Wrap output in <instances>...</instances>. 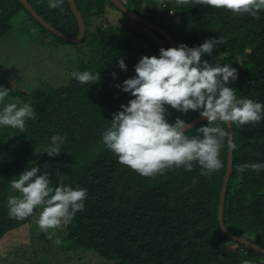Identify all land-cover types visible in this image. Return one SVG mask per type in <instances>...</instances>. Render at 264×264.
<instances>
[{"label":"trees","instance_id":"1","mask_svg":"<svg viewBox=\"0 0 264 264\" xmlns=\"http://www.w3.org/2000/svg\"><path fill=\"white\" fill-rule=\"evenodd\" d=\"M25 1L57 32L68 38L77 35L76 19L67 0L62 11L49 8L48 0ZM73 1L84 25L82 40L89 38L91 17L115 8L110 0ZM118 1L133 15L163 30L175 46L183 43L193 47L222 37L224 43L203 59L215 64L221 57V64L236 68L238 78L229 86L236 88L238 97L264 104V11L254 19L210 6H177L174 0L165 1L167 9L158 7V0ZM116 10L134 27L100 29L89 63L77 64L78 72L97 70L99 82L87 85L70 78L66 84H43L30 92L19 89L15 82L3 87L9 89L10 103H32L37 118L26 121L24 133L0 127V239L35 214L36 210L23 220L10 219L7 198L17 194L10 190V181L23 170L38 167L37 175L48 172L53 186L87 189L84 210L64 225L65 237L71 246L93 252L106 262L264 264L260 253L226 238L218 226L216 207L227 141L220 151L224 167L210 176L201 175L196 165L192 171L179 168L155 178L143 177L120 164L102 143L101 133L110 127L113 114L134 98L117 85L136 75L134 65L141 56H159L161 47H170L163 36ZM20 12L42 35L58 44H70L40 26L17 0H0V37L11 28L10 19ZM120 58L126 71L118 67ZM166 107L169 123L176 118L190 122L200 117L198 111L181 113ZM206 123L192 125L186 134L200 135L196 128ZM54 134L66 135L67 142L61 145L60 154L49 157L43 151ZM231 134L238 149L231 150L222 223L230 233L264 250V170L236 171L238 164L264 163V119L255 126L232 124ZM227 244H234L233 250L225 249Z\"/></svg>","mask_w":264,"mask_h":264},{"label":"clouds","instance_id":"2","mask_svg":"<svg viewBox=\"0 0 264 264\" xmlns=\"http://www.w3.org/2000/svg\"><path fill=\"white\" fill-rule=\"evenodd\" d=\"M63 3L64 0H48V7L62 11ZM190 3L223 9L234 16L250 15L254 19H259V13L264 11V0H174L177 6ZM157 6L168 7L165 0H158ZM32 33L38 35L36 29ZM223 43V38L217 37L193 47L183 43L161 47L159 56H141L134 65L136 75L117 85L134 98L120 105L122 110L113 114L110 127L101 133L102 143L120 164L148 178L165 176L168 171L179 168L192 171L196 165L201 175L210 176L224 167L220 151L225 142L229 150L238 149L228 129L232 124L255 126L264 119V104L238 97L236 88L229 86L238 78L236 68L221 64V57L215 64L203 59ZM118 67L127 70L122 58L118 60ZM70 78L90 85L99 82L100 74L97 70L72 71ZM8 96L9 89L0 87V104ZM166 106L181 113L198 111L207 121L196 128L200 135H187L191 125L184 119L176 118L169 123ZM36 118L32 103L16 100L5 104L0 111V127L10 126L24 133L26 121ZM66 142V135L54 134L43 152L49 157L58 155ZM248 169L260 172L264 170V163L236 166L238 173ZM38 171V167L25 169L10 181V190L17 194L7 198L8 214L10 219L23 220L40 209L38 228L50 237L84 210L87 189L65 184L53 186L49 173L37 175ZM49 229L53 232L49 233ZM61 243L57 238L55 244Z\"/></svg>","mask_w":264,"mask_h":264},{"label":"rangeland","instance_id":"3","mask_svg":"<svg viewBox=\"0 0 264 264\" xmlns=\"http://www.w3.org/2000/svg\"><path fill=\"white\" fill-rule=\"evenodd\" d=\"M89 21V40L58 44L42 35L38 26L22 12L14 15L10 19L11 28L0 37V87L15 82L19 89L30 92L43 84L53 87L66 84L70 73L79 71L78 61L89 63L100 29L134 27L115 8ZM32 29H36L38 35H33ZM10 102L6 98L4 104H0V111ZM39 212L40 209H36L27 223L0 239V264H111L93 252L71 246L66 240L64 225L50 237L41 232L37 224ZM52 232L49 229V233ZM57 238L62 241L60 245L55 244ZM224 248L233 250L234 244Z\"/></svg>","mask_w":264,"mask_h":264},{"label":"water","instance_id":"4","mask_svg":"<svg viewBox=\"0 0 264 264\" xmlns=\"http://www.w3.org/2000/svg\"><path fill=\"white\" fill-rule=\"evenodd\" d=\"M111 3L115 6L116 9H118L120 12H122L123 14L127 15L128 17L131 18V20L135 21V22H140L141 24H143L145 27H148L150 29H152L154 32L160 34L161 36H163V38L169 43L170 47H176L175 44L171 41L170 37L160 28H158L155 24L148 22L147 20L141 18V17H137L135 15H133L127 8H125L118 0H110ZM17 2H19L22 7L37 21V23L42 26L44 29L51 31L56 37L61 38L62 40H64V42L66 43H77L79 42L84 34V25L81 19V16L79 14V12L77 11V8L74 4L73 0H67L68 5H69V9L72 12V14L74 15L75 19H76V23H77V27H78V32L77 35L72 37V38H68L65 37L63 34L57 32L56 30H54L52 27H50L48 24H46L34 11L33 9L30 7V5L25 1V0H17ZM206 120L203 117H198L195 118L193 120H191L190 122H188L191 126L194 124H197L199 122H202ZM224 127H226V125H224ZM231 135V139H232V134H231V128L228 129ZM230 167H231V150L226 149V164H225V170H224V174L222 177V182L221 185L219 187L218 190V203H217V207H216V219L218 222V226L221 230V232L224 234V236L232 241H236L240 244H243L245 247L247 248H251L253 250H255L256 252L260 253L262 255V257H264V250H262V248L254 245L253 243L239 237L236 236L232 233H230L229 231H227L222 223V202H223V196H224V187H226V182L228 179V175L230 172Z\"/></svg>","mask_w":264,"mask_h":264},{"label":"built area","instance_id":"5","mask_svg":"<svg viewBox=\"0 0 264 264\" xmlns=\"http://www.w3.org/2000/svg\"><path fill=\"white\" fill-rule=\"evenodd\" d=\"M166 1V0H165ZM171 10H168V12L170 13Z\"/></svg>","mask_w":264,"mask_h":264}]
</instances>
